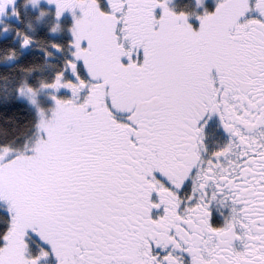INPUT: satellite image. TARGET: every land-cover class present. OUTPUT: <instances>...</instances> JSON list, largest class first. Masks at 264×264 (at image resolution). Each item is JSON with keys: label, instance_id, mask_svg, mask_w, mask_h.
I'll list each match as a JSON object with an SVG mask.
<instances>
[{"label": "snow or ice", "instance_id": "1", "mask_svg": "<svg viewBox=\"0 0 264 264\" xmlns=\"http://www.w3.org/2000/svg\"><path fill=\"white\" fill-rule=\"evenodd\" d=\"M45 4L68 39L0 0L2 59L45 61L18 65L31 115L0 134V264H264V0Z\"/></svg>", "mask_w": 264, "mask_h": 264}, {"label": "trees", "instance_id": "2", "mask_svg": "<svg viewBox=\"0 0 264 264\" xmlns=\"http://www.w3.org/2000/svg\"><path fill=\"white\" fill-rule=\"evenodd\" d=\"M21 11L23 20L22 22L18 21V24L20 27L29 30L30 23L34 22L37 17L33 15L34 12L30 9L23 11L21 8ZM46 28V26L44 28H39L35 35L38 36V38H43L42 40L50 39L49 33L45 30ZM67 38L63 37V39ZM6 41L14 45L17 43L12 41L11 35L0 37V45H3ZM3 57L4 52L0 50V134L5 130H7L9 134H14L15 131L21 130L24 122L29 119L31 115L26 102L16 99L15 97V84L22 76L26 75V73L20 70L18 65L24 63L26 60H31L39 64H44L45 61L42 52H35L32 50L21 52L20 57L12 61H5L2 59ZM47 67L48 65L45 64L43 74L37 72L31 76L30 79H34L35 75H48V73L46 74L45 72L49 70V67Z\"/></svg>", "mask_w": 264, "mask_h": 264}, {"label": "rangeland", "instance_id": "3", "mask_svg": "<svg viewBox=\"0 0 264 264\" xmlns=\"http://www.w3.org/2000/svg\"><path fill=\"white\" fill-rule=\"evenodd\" d=\"M18 3H19V7H21L23 9V11L30 9L31 11L34 12L33 15L36 16V17H38V15H39L40 8L42 6H46L45 0H41V3L38 4V5H34L31 2V0H18ZM171 3H172L173 6H179L182 3V0H171ZM192 3H195V0H192ZM196 3L199 4L200 11H203V7L204 6H207L211 10V9H213L215 7L216 0H202V2H201V0H196ZM9 19H12V17H10ZM53 22H54V17H53V15L51 13H49V14L45 15L44 17H42L40 19L36 18L34 22H31L30 26H29V31H32L33 34L35 35V33L37 32V30L39 28H44L46 26L47 28L45 30L49 33L50 39H53V38H55V39H63V37H66V38L68 37L69 38L70 34L67 33L66 29H65L64 32L50 33L49 32V28H50V26H51V24ZM71 22H72L71 13L67 12L65 14L64 24L68 25ZM13 23H18V21L14 20ZM197 24H198V22H197ZM46 41L47 40H42L41 39L40 43L44 44V43H46ZM27 50H32V51H35V52H42L39 47H32L30 49L21 50V52H24V51H27ZM4 60L6 61L7 59H4ZM53 62H56V61L53 60ZM48 67H49V70L45 71L46 74L47 73L50 74L53 71V69L49 65H48ZM41 73L43 74V72H41Z\"/></svg>", "mask_w": 264, "mask_h": 264}, {"label": "flooded vegetation", "instance_id": "4", "mask_svg": "<svg viewBox=\"0 0 264 264\" xmlns=\"http://www.w3.org/2000/svg\"><path fill=\"white\" fill-rule=\"evenodd\" d=\"M16 20L15 17H12L11 21ZM210 127L213 130L214 134L208 139L209 148H214L217 145V142H223L227 139V133L224 130L222 124L220 123L218 117H213L210 121ZM188 191H191V184L189 183ZM213 214L212 221L215 224H223L226 217L230 214V207L225 204H219L214 202L212 206Z\"/></svg>", "mask_w": 264, "mask_h": 264}]
</instances>
